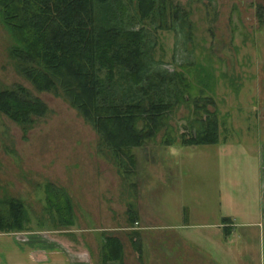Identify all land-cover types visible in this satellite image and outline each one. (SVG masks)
Masks as SVG:
<instances>
[{"label":"rangeland","instance_id":"1","mask_svg":"<svg viewBox=\"0 0 264 264\" xmlns=\"http://www.w3.org/2000/svg\"><path fill=\"white\" fill-rule=\"evenodd\" d=\"M171 1L188 13L191 37L186 34L188 28L177 22L172 29L160 28L157 12L141 20L132 0L97 3L95 9L99 27L145 29L144 76L161 74L167 85L155 91L156 98L174 103L156 137L130 150L135 167L129 175L119 169L112 147L62 89L38 91L19 70L18 61L9 53L12 38L0 21V89L21 84L47 106V112L28 126L0 110V201L16 198L24 203L29 221L22 231L25 233L17 232L22 242L29 240L30 232L41 231V240L50 244L62 241L59 245L73 264H105V237L115 236L123 246L122 264H194L197 261L193 262L183 239L193 232L197 245L208 254V262L201 264H261L257 239L252 235L245 242L239 229L233 241L220 248L214 240L211 242L212 231L204 226L181 230L183 236L176 232L157 234V217L180 223V207L188 206L192 199L201 202L198 209L204 214L203 198L191 197L190 188L179 183L189 180L188 171L178 183L168 179L162 184L156 177L155 164L167 137L181 143L183 133H192L196 102L213 100L207 101L208 108L218 113L223 137L218 148L227 149L229 166L241 147L251 148L260 140L264 122V11L259 15L257 10L260 5L264 7V0ZM179 75H184L191 86L189 102H177V93L167 89ZM99 76L101 99L106 98L109 104L146 100L125 68H117L112 81L105 70ZM172 149L177 150V164L186 165L185 161L198 159L197 149L200 152L206 148ZM51 187L67 193L74 206L73 216L69 213L64 220L59 217L50 201L63 199L53 196ZM204 189L201 179L200 195ZM7 209L0 205V211ZM244 244L249 248L244 250Z\"/></svg>","mask_w":264,"mask_h":264},{"label":"trees","instance_id":"2","mask_svg":"<svg viewBox=\"0 0 264 264\" xmlns=\"http://www.w3.org/2000/svg\"><path fill=\"white\" fill-rule=\"evenodd\" d=\"M111 0H0V21L10 34V55L19 63V70L32 81L36 89L63 90L70 102L95 127L112 147L120 170L132 174L135 158L130 150L142 146L165 126V118L174 103L158 101L156 90H162L166 79L159 73L144 76L147 64L144 58L145 29L119 30L99 27L96 5ZM141 20L157 12L160 28L174 27V22L191 37L188 13L171 0H132ZM259 15L263 6L257 7ZM168 19L171 22H168ZM117 68H125L138 93L146 100L137 104H109L101 99L102 79L105 70L110 81ZM176 92L177 102H189L191 89L187 79L178 76L176 83L167 86ZM213 102L212 99H206ZM197 101L191 134H182L181 143L189 146L215 144L220 139V122L216 110L208 102ZM175 102V104H177ZM200 103V104H199ZM0 110L23 126L32 125L37 117L47 112L39 97H33L23 85L13 89H0ZM176 142L167 137L166 145ZM127 150V151H126ZM126 152V153H125ZM123 154V155H122ZM125 155V156H124ZM51 200L59 217L64 220L74 206L63 190L50 189ZM7 212L0 211L1 232H21L27 228L28 213L20 199L0 201ZM73 218V217H72ZM229 222V218H224ZM104 263L119 261L122 264L123 246L115 236L105 237Z\"/></svg>","mask_w":264,"mask_h":264},{"label":"crops","instance_id":"3","mask_svg":"<svg viewBox=\"0 0 264 264\" xmlns=\"http://www.w3.org/2000/svg\"><path fill=\"white\" fill-rule=\"evenodd\" d=\"M262 122L263 130L262 137H259L260 140L257 143H252L251 148L241 147L240 154L236 153L237 157L230 166L227 149L218 148L221 146V134L219 141L215 144L189 146L175 142L163 146L158 151L155 163L157 165L156 177L162 181V184H166L168 179L173 180V184L174 182L178 183L181 175L188 171L187 174L191 176L189 180L179 181V183L183 187L190 188L189 195L191 197L203 198L204 214L200 213L198 209L201 202H194L192 199L188 202V206L180 207V223H170L165 216H158L155 221L157 234L176 232L183 236L181 230L200 229L204 226L212 231L211 242L214 240L220 248L222 245L230 244L236 235V230L239 229L243 233L242 240L244 239L245 242L252 235L257 239L259 262L264 264V122ZM226 141L227 138L224 137L225 144H227ZM172 146L192 147L194 150L199 147L206 149L200 152L197 149L195 154H198V159L193 161L183 159L186 165H182L181 162L177 164L174 155L177 150H173ZM182 166H186L187 170ZM201 179L205 186L202 195L198 190ZM155 192L157 193V190ZM195 204L199 206H195ZM156 214L154 213V216ZM141 216L144 220L143 213ZM224 218H229L230 221L224 222ZM144 229L147 227L145 226ZM29 234V240L22 242L19 240L17 232L0 231V264H73L70 256L60 247L61 244L59 245V242L62 243V241H58V244H50L45 239H40L38 235L42 234L41 231ZM186 237L183 239L191 258L193 257V262L197 261L194 264H201L202 261L208 262L206 258L208 254L203 252V246L197 245L194 233L189 232ZM55 238L57 237H52L53 240ZM242 247L244 250L249 248L248 244H244Z\"/></svg>","mask_w":264,"mask_h":264}]
</instances>
